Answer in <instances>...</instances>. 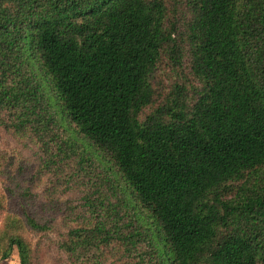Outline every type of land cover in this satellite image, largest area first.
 <instances>
[{
    "label": "trees",
    "instance_id": "1",
    "mask_svg": "<svg viewBox=\"0 0 264 264\" xmlns=\"http://www.w3.org/2000/svg\"><path fill=\"white\" fill-rule=\"evenodd\" d=\"M45 249L264 264V0H0V264Z\"/></svg>",
    "mask_w": 264,
    "mask_h": 264
},
{
    "label": "rangeland",
    "instance_id": "2",
    "mask_svg": "<svg viewBox=\"0 0 264 264\" xmlns=\"http://www.w3.org/2000/svg\"><path fill=\"white\" fill-rule=\"evenodd\" d=\"M177 77H178V73L172 70V68L168 64H166V62H163L161 64L158 70V81H164V85H165L164 89L169 88L171 83H173V81L177 79ZM41 258L44 263L56 264L55 254L52 250H49V249L43 250L41 253ZM8 263L9 264H20L19 255H18L17 250L13 252V255L8 260Z\"/></svg>",
    "mask_w": 264,
    "mask_h": 264
}]
</instances>
